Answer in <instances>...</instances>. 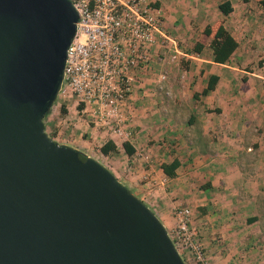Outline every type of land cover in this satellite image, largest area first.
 I'll use <instances>...</instances> for the list:
<instances>
[{"label":"crops","instance_id":"obj_1","mask_svg":"<svg viewBox=\"0 0 264 264\" xmlns=\"http://www.w3.org/2000/svg\"><path fill=\"white\" fill-rule=\"evenodd\" d=\"M154 1L182 53L166 65L162 55L173 47L154 48L152 69L141 75L126 111L131 137L111 139L117 151L106 155L99 150L110 140L103 132L99 155L88 140L61 143L105 164L166 227L175 224V207H188L204 261L185 251V264H264V0H230L227 15L218 9L221 0ZM220 24L237 42L223 63L209 45ZM161 71L167 78L158 82ZM212 76L217 81L202 93ZM84 130L97 139L88 124ZM174 159L179 165L168 177L160 166Z\"/></svg>","mask_w":264,"mask_h":264},{"label":"water","instance_id":"obj_2","mask_svg":"<svg viewBox=\"0 0 264 264\" xmlns=\"http://www.w3.org/2000/svg\"><path fill=\"white\" fill-rule=\"evenodd\" d=\"M77 20L71 0H0V264H185L110 168L46 130Z\"/></svg>","mask_w":264,"mask_h":264},{"label":"built area","instance_id":"obj_3","mask_svg":"<svg viewBox=\"0 0 264 264\" xmlns=\"http://www.w3.org/2000/svg\"><path fill=\"white\" fill-rule=\"evenodd\" d=\"M78 13L76 33L68 49L58 97L72 95L90 124L110 139H129L131 96L141 75L151 71L156 46L172 48L166 65L182 53L165 31L164 12L154 0H71ZM170 44V45H169ZM169 45V46H168ZM168 52V51H167ZM157 81L166 80L159 72ZM168 234L180 251L204 261L202 245L191 228L188 207H175Z\"/></svg>","mask_w":264,"mask_h":264},{"label":"rangeland","instance_id":"obj_4","mask_svg":"<svg viewBox=\"0 0 264 264\" xmlns=\"http://www.w3.org/2000/svg\"><path fill=\"white\" fill-rule=\"evenodd\" d=\"M234 3L236 6L240 4V2H234ZM170 15L175 16V13L173 14L170 13ZM166 27L167 29H169L168 26ZM172 29H174L173 26L171 27V30ZM172 39L175 40V38H172ZM62 108L65 109V112L61 111ZM50 113H51L50 120H47V118L45 119V127L48 133L53 137V139L57 140L58 142L60 141V143L61 141L73 140L74 137L78 139L88 140V142H86L88 144V147H87L88 150H90L95 155H99V153L97 152V148H98L97 144H100L104 137L100 140L99 138L101 137L98 134H102V131L100 129L95 128L94 126L90 124L89 116L78 106V103L74 96L69 95L67 97H58L56 102L53 104ZM87 124L91 128L96 130L97 139H94V135H92V133L85 132L84 128H85V125ZM104 135L105 134L103 133V136ZM106 137L107 135H105V138ZM100 159H103L104 161L108 162L107 159H105L104 157L100 156ZM115 160L122 161L121 156L120 157L116 156ZM122 183L126 187H129L126 184V182L122 181ZM131 192H133V190ZM170 214H172V212ZM173 226L174 225L168 224V227H166V229L171 233L173 230ZM180 253L186 260L187 256L185 254V251H180ZM191 262H194V261H188V263H191Z\"/></svg>","mask_w":264,"mask_h":264},{"label":"trees","instance_id":"obj_5","mask_svg":"<svg viewBox=\"0 0 264 264\" xmlns=\"http://www.w3.org/2000/svg\"><path fill=\"white\" fill-rule=\"evenodd\" d=\"M218 9L224 15H227L228 13H230L233 10V6H232L230 0H221L220 3L218 4ZM205 33L207 35L211 34V30H210L209 27L205 29ZM197 45L201 46L202 44L197 43L196 46ZM209 45L211 46V49H212V52H213L214 61L223 63V62H226L229 59L230 55L232 54V52L234 51V49L237 46V42L234 39V37L230 34V32L222 24H220L217 27V29L215 30ZM216 81H217V77L216 76H212L210 78V81L208 82L207 87L202 91V93H207L209 90H211ZM79 107L81 108L80 105H79ZM61 111L65 112V109L62 108ZM48 114H46L45 118L47 117ZM122 146H123V148H124V150H125V152L127 154L130 155V154H132L134 152V149L131 148L126 141L122 143ZM99 150H100V152L102 154L106 155L109 152H116L117 151V146L113 142V140L110 139V140L106 141L104 144H102L100 146ZM178 165H179L178 160L174 159L168 164L167 163L161 164L160 167H161L162 171L168 177H173L175 175L174 170L176 169V167ZM129 190H131V189H129ZM183 259H184V257H183ZM184 261H185V259H184Z\"/></svg>","mask_w":264,"mask_h":264}]
</instances>
